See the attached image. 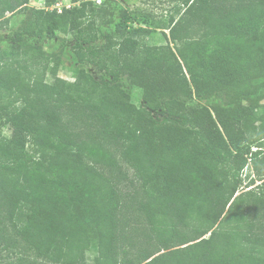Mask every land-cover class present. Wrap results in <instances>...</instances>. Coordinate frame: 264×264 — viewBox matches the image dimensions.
<instances>
[{
    "label": "trees",
    "instance_id": "1",
    "mask_svg": "<svg viewBox=\"0 0 264 264\" xmlns=\"http://www.w3.org/2000/svg\"><path fill=\"white\" fill-rule=\"evenodd\" d=\"M178 1L150 45L126 14L101 34L96 0H0V264H88L93 240L95 264H264V0ZM58 29L86 40L74 81L45 80Z\"/></svg>",
    "mask_w": 264,
    "mask_h": 264
},
{
    "label": "rangeland",
    "instance_id": "2",
    "mask_svg": "<svg viewBox=\"0 0 264 264\" xmlns=\"http://www.w3.org/2000/svg\"><path fill=\"white\" fill-rule=\"evenodd\" d=\"M57 1L61 2L62 6L69 7L73 5L71 0H53L51 5H47V0H29L28 5L32 8L46 7V9H49L53 8ZM96 4L97 8L100 10L97 24L101 34L107 33L112 36L116 35L115 22L120 20L122 14H126L129 16L127 29L139 26L148 27L150 29V32L142 37V41L150 45H161L169 42L165 35L168 31L161 28L158 22H165L172 15L178 17L180 14V12L178 13V8H183L178 0H102L100 4ZM22 15L23 13L20 11L7 13V17L10 20L9 24H16ZM10 34L9 28H0V35L3 36V40L0 42V51L5 58H11L12 55V43L8 38ZM57 36L58 38L55 40H46L43 49L40 51V54L48 59V71L45 75V80L47 82L53 81L50 69L56 65L58 76L69 81H74L81 67L75 51L79 48H84L86 40L84 37L79 35L75 36L74 32L65 31L64 29H58ZM100 41L103 42L104 39L101 37ZM85 68L96 78L101 74L100 71L96 70L91 65H86ZM257 81H264V71L258 77ZM131 92L132 102L136 106H141L143 104L142 89L134 86ZM201 103L202 102L196 100L191 101V105ZM262 104H264V102ZM257 112L261 113L262 107H260ZM87 117L88 114L86 110H83V113L79 111H70L67 119L75 125L76 128H79L85 126V124H89ZM11 131L9 123L5 121L4 118H0V132L9 137ZM107 145L118 158H121L119 145L110 142L107 143ZM123 164L126 168H129L130 174L134 172L125 162H123ZM247 173L248 168H245L242 172V182L238 193L249 189L247 184L254 175L247 177ZM258 183H260V181L255 182V184ZM97 255V242L93 240L90 249L87 251L88 264H95L94 260Z\"/></svg>",
    "mask_w": 264,
    "mask_h": 264
},
{
    "label": "built area",
    "instance_id": "3",
    "mask_svg": "<svg viewBox=\"0 0 264 264\" xmlns=\"http://www.w3.org/2000/svg\"><path fill=\"white\" fill-rule=\"evenodd\" d=\"M98 3H100L102 0H96ZM45 7V6H44ZM63 7H67V6H62L61 2L57 1L56 4L53 6V8L58 9V11L60 12ZM46 8V7H45Z\"/></svg>",
    "mask_w": 264,
    "mask_h": 264
}]
</instances>
